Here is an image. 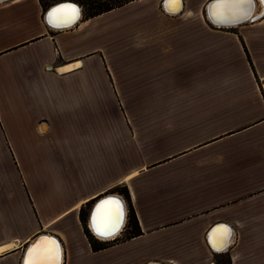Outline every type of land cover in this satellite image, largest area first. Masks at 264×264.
<instances>
[{"label":"crops","instance_id":"1","mask_svg":"<svg viewBox=\"0 0 264 264\" xmlns=\"http://www.w3.org/2000/svg\"><path fill=\"white\" fill-rule=\"evenodd\" d=\"M163 1L66 29L55 4L0 3V264L41 238L61 264H264V15L215 26L214 0ZM106 195L140 234L100 241L87 217L93 251L80 213Z\"/></svg>","mask_w":264,"mask_h":264},{"label":"bare ground","instance_id":"2","mask_svg":"<svg viewBox=\"0 0 264 264\" xmlns=\"http://www.w3.org/2000/svg\"><path fill=\"white\" fill-rule=\"evenodd\" d=\"M7 1H9V0H0V3L7 2ZM63 3H67V4H63ZM69 3H73V2L63 1V2H59V3L55 4L53 7H56V6L57 7L55 9H53L50 12V14H48V17L46 15L47 23L49 25H51L52 27L57 28V29L70 28L74 24H76L81 18L82 9L80 8V6L78 4H77L78 5V7H77V6H74V5L69 4ZM60 4H63V5H60ZM58 5H60V6H58ZM181 7H182L181 3L179 5H177L174 3H169V0L167 2H165V4H164L165 10L167 12H170V13L178 12L181 9ZM73 8L78 9V13H73L72 12ZM208 9H209L208 10V19H209V21L212 22L211 23L212 25H215V26L236 25L237 23L243 22L247 19H249V21H254V20L258 19L259 17H261L262 15H264V0H261L260 5L258 4L257 0H253V3L250 6H246V8H245V11L247 14L242 15L240 17L229 16L227 18H221L220 13L223 11L221 8H218L217 6H212ZM73 15H75V19L72 18ZM58 16L66 17V19H57L56 17H58ZM106 198H108V200H105L101 205H99L98 208L95 210V212H92V209H91V212L89 215L90 229L94 233V235H96V237L100 240L106 239L107 237L110 238L113 236H117L121 232V230L123 229V226H124V223L126 220V209H125V205H124L122 198H119L116 195H114V196L108 195V196L102 197V199L101 200L99 199V200L102 201ZM97 201L95 202V204L97 203ZM113 201H119L120 204L123 206V218H122L118 228L115 230V232L113 234L101 235L97 231V222L103 220L108 214H110L111 212H113L115 210L116 205L114 203H111ZM95 204H93V207ZM104 236L106 238H103ZM45 240H52V238H42L37 242V244L34 247H32L28 250L27 257L30 258V261H32L34 259V250L37 247H39L42 250L40 253L41 258L47 253V251H49L53 248L52 246H49V245L48 246L43 245L42 241H45ZM57 245H58L57 247L60 250L58 242H57ZM61 257H62V254H61V250H60V258H59L60 264H61ZM25 264H28V262H26Z\"/></svg>","mask_w":264,"mask_h":264},{"label":"snow or ice","instance_id":"3","mask_svg":"<svg viewBox=\"0 0 264 264\" xmlns=\"http://www.w3.org/2000/svg\"><path fill=\"white\" fill-rule=\"evenodd\" d=\"M169 3H174L179 5L181 0H169ZM253 0H218V7L223 11L220 13L221 18L240 17L246 15L245 8L250 6ZM73 13H78V9L73 8ZM57 19H66V17L58 16ZM75 19V15L72 17ZM116 208L113 212L108 214L103 220L97 222V231L101 235H111L118 228L122 218H123V206L119 201H113ZM232 230L225 227L222 232L217 236V240L213 243L214 248H223L227 243H229L232 237ZM41 249L37 247L34 250V259L29 262V264H60V250L55 246L53 242V248L41 258Z\"/></svg>","mask_w":264,"mask_h":264},{"label":"rangeland","instance_id":"4","mask_svg":"<svg viewBox=\"0 0 264 264\" xmlns=\"http://www.w3.org/2000/svg\"><path fill=\"white\" fill-rule=\"evenodd\" d=\"M63 1H70V2L78 4L82 8V13L84 14V16H87V15H92L100 11H103L109 7H115L120 4L132 1V0H42V3H43L44 8H47L49 5H52V4L54 5L59 2H63ZM257 2L260 5V0H257ZM89 209H90V205L87 208L83 209L82 214H81L84 220L85 229L87 228L86 226L87 217H88V224H89V215H90V213L88 212ZM91 209H90V212H91Z\"/></svg>","mask_w":264,"mask_h":264},{"label":"trees","instance_id":"5","mask_svg":"<svg viewBox=\"0 0 264 264\" xmlns=\"http://www.w3.org/2000/svg\"><path fill=\"white\" fill-rule=\"evenodd\" d=\"M123 4H125V3H123ZM123 4H120L118 6H121ZM118 6H115V7H118ZM115 7H109V8H107V9H105L103 11H100L98 13H95V14H92V15H87V16H84V17H94V16H97V15H99L101 13L109 11V10L115 8ZM122 190L124 191L125 196L128 197V193H127L126 189L123 188ZM81 214H82V210H81V213H80V219H81V222H82L83 226H85L84 220H83ZM84 229H85V227H84ZM89 232H88V230L86 228L85 229V233H86V235L88 236V238L90 240V244L92 246L93 251H98L100 249H103L105 247V245L104 244L97 245L93 241L92 236L89 234ZM125 233H126V236H125L126 238L135 237V236H138L140 234V230H139V227H138V222L136 220V217L134 215L133 209L131 207L129 208L128 215H127V226H126Z\"/></svg>","mask_w":264,"mask_h":264},{"label":"water","instance_id":"6","mask_svg":"<svg viewBox=\"0 0 264 264\" xmlns=\"http://www.w3.org/2000/svg\"><path fill=\"white\" fill-rule=\"evenodd\" d=\"M168 0H164L163 2H162V5L164 6V4H165V2H167ZM63 4H67V3H63ZM63 4H60V5H63ZM69 4H72V5H74V6H77L78 7V5L77 4H75V3H69ZM60 5H58V6H60ZM212 6H217L218 7V0H214V1H212V2H210L209 4H208V6H207V9H206V13H207V17H208V8H210V7H212ZM57 7V6H56ZM56 7H51L50 8V10L47 12V17H48V14H50V12L53 10V9H55ZM218 8H220V7H218ZM209 20V19H208ZM246 21H249V19H247V20H245V21H243V22H246ZM210 23H212L211 21H209ZM243 22H240V23H237L236 25H238V24H241V23H243ZM51 26V25H50ZM71 26V25H70ZM229 26H235V25H229ZM106 196H108V195H106ZM112 198V197H111ZM110 199V198H109ZM105 200H108V198H106V199H104V200H102V201H100V202H97L95 205H94V207L92 208V212H95V210L98 208V206L99 205H101ZM103 238H106L105 236L103 237ZM42 239V238H41ZM40 240V239H39ZM39 240H36L35 241V243L33 244V246L32 247H34L36 244H37V242L39 241ZM32 247H30V248H32ZM29 248V249H30Z\"/></svg>","mask_w":264,"mask_h":264},{"label":"built area","instance_id":"7","mask_svg":"<svg viewBox=\"0 0 264 264\" xmlns=\"http://www.w3.org/2000/svg\"><path fill=\"white\" fill-rule=\"evenodd\" d=\"M81 8V7H80ZM82 9V8H81ZM126 226H127V213H126V220H125V223H124V226H123V229L121 230V232L123 231H125V229H126ZM89 229V228H88ZM120 232V233H121ZM120 233L118 234V235H120ZM118 235L117 236H113V237H110V238H106V239H102V240H100V239H98V240H100V241H115V240H117V237H118Z\"/></svg>","mask_w":264,"mask_h":264}]
</instances>
